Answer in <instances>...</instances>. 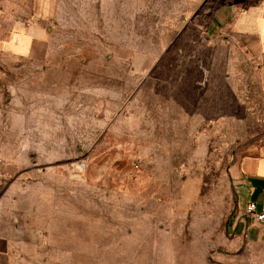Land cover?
<instances>
[{"label": "rangeland", "instance_id": "rangeland-1", "mask_svg": "<svg viewBox=\"0 0 264 264\" xmlns=\"http://www.w3.org/2000/svg\"><path fill=\"white\" fill-rule=\"evenodd\" d=\"M218 2L44 0L38 55L4 24L0 235L17 264H264L240 171L264 154V88L205 30Z\"/></svg>", "mask_w": 264, "mask_h": 264}, {"label": "crops", "instance_id": "crops-1", "mask_svg": "<svg viewBox=\"0 0 264 264\" xmlns=\"http://www.w3.org/2000/svg\"><path fill=\"white\" fill-rule=\"evenodd\" d=\"M44 0H0V33L11 24L12 45L29 55H38L47 47L51 28L45 24ZM29 6V7H28ZM219 34L223 41L240 44L249 58L257 63V75L264 88V0H219L205 28ZM23 41L19 43V41ZM19 48V47H18ZM243 177L242 195L247 202L264 210V154L245 157L240 164ZM243 216L248 217L244 214ZM250 218V217H248ZM16 247L8 235H0V264H17Z\"/></svg>", "mask_w": 264, "mask_h": 264}, {"label": "built area", "instance_id": "built-area-1", "mask_svg": "<svg viewBox=\"0 0 264 264\" xmlns=\"http://www.w3.org/2000/svg\"><path fill=\"white\" fill-rule=\"evenodd\" d=\"M244 214L256 222L264 223V210H258L257 206L253 203L247 205Z\"/></svg>", "mask_w": 264, "mask_h": 264}]
</instances>
